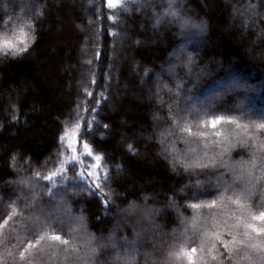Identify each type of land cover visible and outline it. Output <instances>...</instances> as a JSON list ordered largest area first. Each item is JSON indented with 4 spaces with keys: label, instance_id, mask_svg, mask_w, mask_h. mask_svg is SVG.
Segmentation results:
<instances>
[{
    "label": "trees",
    "instance_id": "16d2710c",
    "mask_svg": "<svg viewBox=\"0 0 264 264\" xmlns=\"http://www.w3.org/2000/svg\"><path fill=\"white\" fill-rule=\"evenodd\" d=\"M166 8L167 0H116L111 8L107 0H0V44L11 41L17 49L24 46L21 41L28 45L17 54L0 52V198L5 204L9 195L15 199L23 186L9 182L35 171L47 174L58 153H63L61 159L68 167L73 154L61 148V135L67 128L64 143H75L72 134L79 131L75 124L83 128L86 121L94 120V134L85 139L94 155L102 157L101 163L111 168L114 193L108 212L113 216H103L107 196L94 199L80 185L70 184L67 194L57 197L67 201L73 216H84L86 232L80 231L73 241L79 250L72 255L84 257L88 249L81 238L96 237L98 246L90 264H128L129 260L190 264L189 255L191 264H227L211 246L215 233L225 238V223L244 221L249 211H256L248 206L264 203L260 183L241 184L251 198L240 197L239 204L234 203L237 196L232 191H224L223 199H185L190 180L196 179L188 176L187 169L205 162V145L208 158L223 148L224 158L239 169L250 159L246 141L264 143L258 127L264 120L234 114L237 123L218 128L221 136L215 138L227 142L213 146V136H200L203 125H180L169 111L179 101L174 92L169 99L176 76L168 71L169 65L191 54L197 70H210L193 89L194 96L203 100L229 80H241L247 90L229 99L227 106L243 101L253 113L264 114L252 107L264 105V0H177L181 17L191 21L184 27L165 13ZM193 24H203L204 29ZM135 65L147 73L145 88L138 87ZM176 73L188 79L182 67ZM86 89L92 96L85 95ZM129 136L138 143V155L129 149L133 145H128ZM76 155L79 159L80 151ZM200 180L207 186L215 177ZM33 190L41 193L37 204L51 209L43 182ZM213 198L217 206L210 210L207 205ZM170 202L177 210L169 208ZM132 204L149 215L125 212ZM23 207L21 200L17 211ZM25 227L22 218L7 224L0 221V264H24L18 249L28 236ZM234 231L242 232V224ZM194 235L196 244L191 243ZM48 236L28 250L32 264H84L71 256L65 260V246L52 241L50 232ZM124 238L134 243L125 244ZM227 240L236 247L230 237ZM129 247L134 250L132 257L125 256ZM192 247L197 248L195 253ZM233 264L249 262L234 257Z\"/></svg>",
    "mask_w": 264,
    "mask_h": 264
},
{
    "label": "snow or ice",
    "instance_id": "6c2138e0",
    "mask_svg": "<svg viewBox=\"0 0 264 264\" xmlns=\"http://www.w3.org/2000/svg\"><path fill=\"white\" fill-rule=\"evenodd\" d=\"M116 3V0H107L108 6L111 8ZM168 8L164 11L166 14L173 17L174 22L184 27L191 23L186 17H181L179 9L176 8L177 0H167ZM157 16V23H160V17L158 13H154ZM193 27L204 29L203 24H193ZM24 44L21 48H16L12 45L11 41H4L0 44V52H4L7 55V51H13V54H17L20 51L27 50V43L21 41ZM89 64L91 61L88 62ZM182 67L184 70V76L188 77L185 80L183 77L176 73V69ZM170 74L175 75L174 81L175 88H169V99L172 98V93L175 96L178 103L174 107H170L169 111L176 118L180 125L194 124L196 127L204 126V129L200 131V136L205 137L211 135L214 138L215 143H226L227 141L215 140L221 136V132L218 128L227 125L236 124L234 114H239L241 117L251 118L253 116H259V119L264 120V114L253 113L243 101H238L234 106H227L228 100L238 95H241L247 90V85L241 80H229L227 83L215 88L213 92L201 100L192 94L193 89L201 82V77L210 74V70L207 67L200 68L195 67V61L191 54L185 55L182 61L178 64H171L168 67ZM222 71V69H221ZM227 74V73H225ZM94 83V81H93ZM86 96H92V93L85 90ZM221 101L223 103H221ZM99 103V101H97ZM80 106L77 105V108ZM87 111V109H85ZM92 113L98 114V109L92 108ZM96 123L94 120H88L85 122V126L81 128L79 123L75 124V128L79 131L73 133L75 143H64L69 137L67 128L60 137L61 148H66L73 155L71 156V163L68 167H65V161L61 159L62 152L53 159V167L49 168L47 174H42L40 171H35L32 176L27 178H20L16 181H10V184H18L23 187L20 188V192L16 195L15 199L11 195L8 196V204H5L0 198V221L4 224L9 221L22 218L25 223V231L28 236L22 241L21 248L18 249L19 256L24 258V264H32V257L28 255V250L35 248L37 245L45 242L51 233L50 239L54 242H61L65 246V260L69 259V256L73 260H83L84 264H90L95 258V250L98 246L96 243V237L86 233L88 238H81V242L88 249V254L84 257H78L72 255L78 252V246L73 245L78 237H80V231H85V221L83 214L79 216H73L70 208L66 206L67 201L61 197V194H67L69 185H80L86 188L91 196L96 198H103L107 196L106 200H103V210L105 213L110 211L111 204L109 201L112 199L114 190L110 187L112 180V171L107 163H101L102 157L100 155H94V149L89 145L85 137L94 134L92 125ZM106 127V126H105ZM260 136L264 137V124H260ZM188 133L192 132V127L186 129ZM249 146L250 159L241 164L237 169L233 166L230 160L225 159L226 152L222 148L221 153L214 155L210 158L207 157V145H205V162L201 163L199 167L193 166L187 169L189 177L195 176L196 179L190 180V190L185 196V199H200L201 197H219L223 199L224 191H232L237 196L235 204L240 203V197L245 200L251 198V193L245 187L241 190V184L251 186L253 184H264V143L255 144L251 140L246 141ZM231 145H229L230 147ZM132 146H129L131 150ZM82 150V151H81ZM80 151V158L77 157V152ZM196 150H193L195 153ZM88 161H92L88 163ZM45 162V167L47 166ZM119 170V166H114ZM79 169V170H77ZM72 171L73 175L69 176L68 172ZM257 172L261 173L258 177ZM232 175V180H228V175ZM215 177V182H208L207 186L200 180V177ZM83 181V184L81 182ZM239 181V182H237ZM43 182V187L47 189L46 199L52 204V208L48 209L44 204H37V201L41 198V193L34 191V186ZM30 193V196L28 195ZM147 196L144 197L147 200ZM24 201V207H19V202ZM217 206V199H210V203L207 207L211 210ZM195 207V206H194ZM249 209H256L255 212L249 211V217L242 222H237L234 225H227L228 229L224 233L225 238H221L219 232L215 233L216 241L212 243V248L216 250L218 256L222 261H226L227 264H233V258H242L249 262V264H264V203L256 205L253 202ZM30 211L27 217L23 216L25 211ZM125 212L136 213L143 216L149 215L148 210H140L134 204L129 205ZM243 231H234L241 227ZM76 225V228L72 226ZM79 229V231L77 230ZM255 233L256 235H253ZM240 237L237 239V237ZM68 237V238H65ZM231 238V244L236 247H230L227 238ZM103 239V238H101ZM109 240L112 237H108ZM125 239V244L131 246L134 241ZM198 236L194 235L191 239L192 244H196ZM219 245V247H217ZM220 248L224 251L221 252ZM68 249L72 251L69 253ZM42 251V250H41ZM133 249L128 248L125 252V256L132 257ZM196 247L191 248V252L195 253ZM243 254V255H241ZM216 257L213 256V259ZM190 264L192 257L189 255ZM131 264V261H128Z\"/></svg>",
    "mask_w": 264,
    "mask_h": 264
},
{
    "label": "rangeland",
    "instance_id": "374dc122",
    "mask_svg": "<svg viewBox=\"0 0 264 264\" xmlns=\"http://www.w3.org/2000/svg\"><path fill=\"white\" fill-rule=\"evenodd\" d=\"M236 14V13H235ZM133 73H134V75H136V77H137V81H138V87L141 89V87L142 88H145V83L147 82V80H148V77H147V73L145 72V71H143L141 68H139V66L138 65H135L134 67H133ZM239 100H241V99H239ZM253 103V102H252ZM252 107L253 108H256V109H258L260 112L262 111V112H264V105H260V107L259 106H257V105H255L254 103L252 104ZM128 135H124V138H126ZM129 140H128V145L129 144H131V142L133 143V145H132V150H133V152L134 153H137V155H138V152H136V150H138L139 151V148H138V143H136L135 141H133V138L131 137V136H129ZM135 150V151H134ZM195 150V149H194ZM78 153H79V151H78ZM195 153H197V152H195ZM143 154H141V155H139L138 157L139 158H142L143 156H142ZM89 163H90V161H88ZM120 170V169H119ZM169 208L170 209H172L173 211H175V210H177V208L175 207V205H173L171 202H170V205H169ZM103 216H105V217H111L112 218V214L110 213V212H107V213H105V212H103ZM183 224V226H184V223H182ZM171 247H169V249H170Z\"/></svg>",
    "mask_w": 264,
    "mask_h": 264
}]
</instances>
